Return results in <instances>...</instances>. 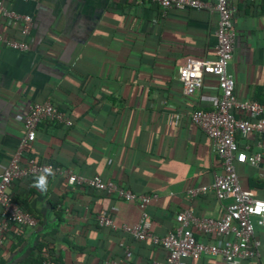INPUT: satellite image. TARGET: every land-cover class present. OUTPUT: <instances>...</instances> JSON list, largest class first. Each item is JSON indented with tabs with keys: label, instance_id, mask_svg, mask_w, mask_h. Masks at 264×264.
<instances>
[{
	"label": "crops",
	"instance_id": "crops-1",
	"mask_svg": "<svg viewBox=\"0 0 264 264\" xmlns=\"http://www.w3.org/2000/svg\"><path fill=\"white\" fill-rule=\"evenodd\" d=\"M202 1L207 6L199 10L169 8L162 14L157 4L136 0H3L5 8L31 16V29L23 34L21 20L9 21L0 12V34L28 44L20 52L0 43V172L24 133L29 104L49 100L72 125L40 121L22 165L31 156L153 194L145 209L150 231L159 236L175 226V213L183 209L216 218L222 203L212 192L189 198L186 190L209 184L221 169L207 136L189 118L192 109H213L217 79L204 74L200 88L183 94L176 72L188 57H215L217 14L213 0ZM228 6L236 33L228 64L234 93L264 103L256 99L264 100V0H228ZM257 138L251 134L247 141ZM236 171L240 185L264 199V165H237ZM34 179H14L9 186L16 202L40 221L20 233L9 225L8 264L24 259L43 229L59 238L55 256L64 264H102L108 257H127L128 264L164 260L162 247L119 229L139 220L137 202L69 185L57 175L48 177L41 192ZM101 211L116 229L97 225ZM57 213L63 218L58 224ZM255 237L257 257L241 264H264V227H255ZM185 264L226 263L202 256Z\"/></svg>",
	"mask_w": 264,
	"mask_h": 264
},
{
	"label": "built area",
	"instance_id": "built-area-1",
	"mask_svg": "<svg viewBox=\"0 0 264 264\" xmlns=\"http://www.w3.org/2000/svg\"><path fill=\"white\" fill-rule=\"evenodd\" d=\"M33 1V0H20ZM138 3H155L165 14L169 8L184 10L202 9L207 4L202 0H136ZM213 9L217 14L214 35L213 59L188 57L177 66V80L183 94H190L202 86L203 75L212 74L217 79L218 98L213 109H192L189 112L191 122L208 138L211 152L218 158L220 172L214 173L209 184L189 187V198H196L212 192L216 200L222 203V210L216 217L197 215L192 209H183L175 213V226L159 236L150 231L151 223L146 206L153 194L135 193L112 179H103L98 175L84 176L51 162H40L28 156L21 164L24 149L35 138L37 125L48 120L69 127L72 120L49 100L29 104L22 118L24 133L7 164L0 172V243L1 234L9 225L19 224L26 227L36 226V217L23 210L9 192L14 179L39 175L44 167H50L54 175L65 177L67 184L91 188L108 195H115L126 201L137 202L141 206L140 218L132 225H121L119 229L133 239L149 241L161 246L165 258L153 264H185L187 259L202 256L219 258L226 264H241L242 261L255 259L258 255L259 240L255 237V227H264V199L255 196L251 189L243 188L238 181L237 165L259 167L264 165V103L252 98L239 99L234 93V80L228 71L233 55L235 29L228 0H213ZM0 12L9 20H21V31L28 35L31 29V16L18 14L7 9L0 0ZM0 43L17 51H26L28 44L23 40L6 38L0 34ZM177 123L178 115H171ZM251 134L258 138L253 144L248 142ZM96 223L101 227L116 229L112 218L98 214ZM126 256L128 255L125 247ZM129 259H107L102 264H128ZM40 264H51L47 251L41 252Z\"/></svg>",
	"mask_w": 264,
	"mask_h": 264
},
{
	"label": "trees",
	"instance_id": "trees-1",
	"mask_svg": "<svg viewBox=\"0 0 264 264\" xmlns=\"http://www.w3.org/2000/svg\"><path fill=\"white\" fill-rule=\"evenodd\" d=\"M257 97V96H256ZM257 100L261 101V102H264V100H261L259 99L258 97L256 98ZM37 160V159H36ZM37 161H40V162H43L41 160H37ZM36 176H31V178H35ZM28 178V177H26ZM91 189V188H90ZM94 190V189H92ZM96 191V190H94ZM98 193H101L102 191H96ZM20 207L23 209V210H27V208L24 206V205H21L19 204ZM55 206V204H54ZM100 213H103V211L99 212L98 214ZM105 214L109 215L108 212H105ZM33 214V213H32ZM97 214V215H98ZM34 215V214H33ZM110 216V215H109ZM36 217V216H35ZM111 217V216H110ZM36 225L38 224V222L40 221L39 218L36 217ZM63 220V218L61 217V214L57 213L56 214V221L55 223L58 224L60 223L61 221ZM13 226H17L18 229H17V233H20L22 232L25 228H30V227H26V226H22V225H19V224H12ZM98 225V224H97ZM99 226V225H98ZM35 227V226H34ZM101 227V226H100ZM8 231V229L4 232H2L1 234V243H0V264H8L10 262H8L5 258H4V255H5V252L7 250H10V246H7L6 245V240H8L7 236H6V232ZM14 232V231H13ZM45 232V229H43V231H40V232H36L38 234V239H37V242L33 248V250L22 260L18 261L17 263L15 264H40V261H41V252L43 251H47L48 254H49V257H50V260H51V264H64L62 262V260L59 258V257H56L55 256V249H54V244H55V241H57L59 238L56 237L55 235L54 236H51V237H48L47 235L44 234ZM65 241V240H64ZM137 241H140V240H137ZM150 243V242H149ZM151 244V243H150ZM154 245V244H152ZM154 246H158V245H154ZM161 247V246H160ZM120 252V251H119ZM117 256V255H116ZM119 257V256H117ZM108 259H118L116 257H108ZM252 259H248L246 261H250ZM254 260V259H253Z\"/></svg>",
	"mask_w": 264,
	"mask_h": 264
},
{
	"label": "clouds",
	"instance_id": "clouds-1",
	"mask_svg": "<svg viewBox=\"0 0 264 264\" xmlns=\"http://www.w3.org/2000/svg\"><path fill=\"white\" fill-rule=\"evenodd\" d=\"M54 175L50 167H44L42 172L37 175L32 186L39 189L41 192H46L48 189V177Z\"/></svg>",
	"mask_w": 264,
	"mask_h": 264
}]
</instances>
